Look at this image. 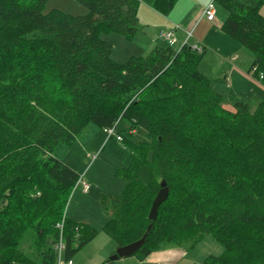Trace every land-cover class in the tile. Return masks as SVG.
Here are the masks:
<instances>
[{"label": "trees", "instance_id": "16d2710c", "mask_svg": "<svg viewBox=\"0 0 264 264\" xmlns=\"http://www.w3.org/2000/svg\"><path fill=\"white\" fill-rule=\"evenodd\" d=\"M46 1L0 0V264H56L60 234L72 260L97 235L64 215L80 174L62 156L85 131L108 128L102 151L120 164L124 189L89 184L87 194L116 247L146 233L134 253L142 260L210 235L221 252L204 264H264V97L225 109L189 43L112 60L101 33L133 37L140 4L166 16L176 0H77L88 10L77 16L43 13ZM215 1L227 13L220 29L251 52L264 85V0ZM121 119L148 140L117 130ZM162 182L168 197L151 221Z\"/></svg>", "mask_w": 264, "mask_h": 264}, {"label": "rangeland", "instance_id": "374dc122", "mask_svg": "<svg viewBox=\"0 0 264 264\" xmlns=\"http://www.w3.org/2000/svg\"><path fill=\"white\" fill-rule=\"evenodd\" d=\"M242 1L249 5L255 4V0ZM209 2L210 0H176L166 16L159 14L151 7L142 3L138 8L140 27L133 37L128 38L127 36L114 31L101 33L100 37L111 43L113 46V52L111 55L112 60L117 63H124L132 55L145 56L155 46L166 45L165 41L163 42V40L158 37V34L162 30L172 28L173 25L171 24L172 26H170V28L167 25V28L161 29V25L166 23L165 20H169L182 27L179 29L181 31L175 33L176 39L183 31L192 30V37L187 42L190 45H196L200 48H203L205 45L208 47L206 50L207 52L209 48H211L210 45L215 43V41H218L216 40L217 35L222 34L224 37H228L225 36L226 34H223L224 32L218 26H216L218 28L214 27L213 29H208L206 24L209 22H207L205 18H203L201 24H198L200 23L199 19L202 16V11L206 8ZM214 7L216 10V20L218 17L227 14L225 9L220 6L217 1L214 2ZM52 9H57L74 16L85 15L88 12L87 8L77 0H47L43 6V13H48ZM188 13L196 16L193 23H183L181 21L180 18H184ZM194 25L197 26L196 29L193 28ZM194 38L202 40L204 45H201L199 42L192 43L191 41H193ZM184 41L185 39L178 44L176 43L174 47H180ZM238 46L251 53L241 45ZM28 50H30V48L26 47L25 51ZM247 52H241V56L247 57V54H245ZM229 55L230 54L221 56L226 57ZM201 61H206V63L211 64L215 60H212L209 55H204ZM223 69L224 68L221 67L218 73H216V76H222L223 72L221 71ZM130 128V123L125 119H121L116 129L123 130L124 134L130 137L135 143L148 140L145 130L136 128L135 132L132 135H129L128 130ZM105 139L106 133L102 129L95 132L85 131L65 152L62 156V161L69 167L74 168L83 180H86L108 192L119 195L123 192L125 182L122 178L116 175L117 168L120 167V164L102 151ZM64 215L74 223L89 224L97 231V235L73 256V261L75 263L81 261H84L85 263L88 259L89 262H94L109 243H114V241L103 230L107 217L101 202L87 194V192L82 191L80 187L71 191L65 205ZM210 239V236H206L198 245L202 246L207 241H211ZM25 240H27V238ZM219 247L221 249V246ZM109 256L110 255H108V258Z\"/></svg>", "mask_w": 264, "mask_h": 264}, {"label": "crops", "instance_id": "0c3cea01", "mask_svg": "<svg viewBox=\"0 0 264 264\" xmlns=\"http://www.w3.org/2000/svg\"><path fill=\"white\" fill-rule=\"evenodd\" d=\"M260 13L264 17V2L260 6ZM215 14H216V10H215ZM225 17L226 15L218 17L217 20L215 18L213 21H207L209 23L206 24V26L208 27V29L209 28L213 29L216 26L220 28ZM203 18L204 17H201L199 19L200 23L198 24H201ZM180 19L183 23H193L194 20L196 19V16H193L190 13H188L184 18L181 17ZM165 21L166 23L164 25H161L162 27L161 29L167 28V25L170 28V26L174 24L169 20H165ZM196 27H197L196 25L193 26L194 29H196ZM177 31H181V30L179 29L175 30L174 36ZM223 34L226 33L224 32ZM225 36L228 37H224V35L222 34L217 35L216 40L218 41H215V43L210 45L211 48H209L207 52L206 50L208 49V47H206L203 44L202 40L198 38H194V40L191 42L192 43L199 42L201 43V45L203 44L204 45L202 48L203 56L209 55L212 58V60L213 59L215 60L213 62L211 61L212 62L211 64L206 63V61L203 62L201 61L199 64V68L201 72L212 81L215 90L224 96L225 98L224 108L234 112L235 109L233 107V104L236 101L242 100L249 102L250 104H255L260 99H262L264 97V85L261 83L259 79L254 77L250 72L253 61V55L245 51L241 47H239L238 45L241 44L237 43V41L229 37V35L226 34ZM184 37H185V31H183L180 34V36L177 38L178 40L176 39V43L178 44L181 41H183V39H185ZM241 52H247L245 53L247 54V57L246 56L242 57ZM220 54L221 55L230 54V55L223 57ZM221 67L224 68L221 71L223 72L222 76L219 75L216 76V73H218ZM88 183L92 184L90 182ZM210 238L211 241H207L206 242L207 244L204 243V245L201 246L198 245L200 244L199 242L190 250H186L178 246H166L162 249L152 251L142 260L137 256L132 255L128 257L118 258L117 260L114 261V264H204L203 260L207 255L219 254L221 252V249L217 245V242L214 243L215 240H213L211 236ZM196 246H201V247H196ZM115 249H116L115 242L109 243L105 248V250L101 252L99 257L94 262H89L88 259L85 263L84 261L75 263L73 261V258L72 261L75 264H105V262L108 259V255L114 253Z\"/></svg>", "mask_w": 264, "mask_h": 264}, {"label": "built area", "instance_id": "2783aa9c", "mask_svg": "<svg viewBox=\"0 0 264 264\" xmlns=\"http://www.w3.org/2000/svg\"><path fill=\"white\" fill-rule=\"evenodd\" d=\"M214 2L215 0H210V2L208 3V5L206 6V8L202 11V16L204 17L207 21H213L215 19V7H214ZM181 27L173 24L172 28L168 29V30H162L159 32L158 37L160 39H162L163 41L167 42L169 45L173 46L176 43V37L174 36V31L177 29H180ZM192 36V30H187L185 31V41L183 42V44H186L188 39ZM182 44V45H183ZM193 48H195L197 51H201L202 48L193 45ZM256 71V67L253 66L250 69V72L252 75H254V72ZM262 73L259 74V79L262 78ZM106 132V134L108 136L113 135L114 132V128H108L104 130ZM116 138L118 140L121 139V137L119 135L116 136ZM80 187L82 189V191L84 192H88L89 190V183L86 182L85 180H83L82 178H79L78 182L74 185L73 189H76ZM57 226L59 227V229H62V223H58ZM56 251H57V259H56V264H75L71 259L69 260H65L63 258V241L61 239V234H60V238L58 240V242L55 245Z\"/></svg>", "mask_w": 264, "mask_h": 264}, {"label": "water", "instance_id": "95a60500", "mask_svg": "<svg viewBox=\"0 0 264 264\" xmlns=\"http://www.w3.org/2000/svg\"><path fill=\"white\" fill-rule=\"evenodd\" d=\"M168 187L166 186L165 182L161 183V188L158 190L155 198L152 201L148 218L151 221H154L157 218L158 207L159 205L164 202L168 197ZM146 237V233L138 240L130 242L126 245L116 247L114 253H112L105 264H114V261L118 258L128 257L134 255L137 250L142 246Z\"/></svg>", "mask_w": 264, "mask_h": 264}, {"label": "bare ground", "instance_id": "6f19581e", "mask_svg": "<svg viewBox=\"0 0 264 264\" xmlns=\"http://www.w3.org/2000/svg\"><path fill=\"white\" fill-rule=\"evenodd\" d=\"M191 37H192V36H191ZM175 39H176V38H175ZM189 39H190V38H189ZM189 39H188V40H189ZM187 43H188V42H187ZM174 45H175V44H174ZM174 45H173V46H174Z\"/></svg>", "mask_w": 264, "mask_h": 264}]
</instances>
